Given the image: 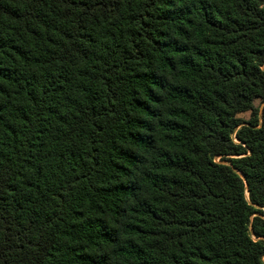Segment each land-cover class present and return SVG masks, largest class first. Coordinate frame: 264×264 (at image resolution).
Wrapping results in <instances>:
<instances>
[{
    "label": "trees",
    "instance_id": "trees-1",
    "mask_svg": "<svg viewBox=\"0 0 264 264\" xmlns=\"http://www.w3.org/2000/svg\"><path fill=\"white\" fill-rule=\"evenodd\" d=\"M0 264H264V0H0Z\"/></svg>",
    "mask_w": 264,
    "mask_h": 264
},
{
    "label": "rangeland",
    "instance_id": "rangeland-1",
    "mask_svg": "<svg viewBox=\"0 0 264 264\" xmlns=\"http://www.w3.org/2000/svg\"><path fill=\"white\" fill-rule=\"evenodd\" d=\"M254 105L258 108V111H261L262 104L260 103L259 99L254 100ZM239 118H241L244 121H247L250 117L249 112L240 113L237 115Z\"/></svg>",
    "mask_w": 264,
    "mask_h": 264
}]
</instances>
